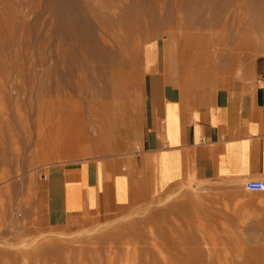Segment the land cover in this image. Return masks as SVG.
Masks as SVG:
<instances>
[{
    "label": "rangeland",
    "instance_id": "obj_1",
    "mask_svg": "<svg viewBox=\"0 0 264 264\" xmlns=\"http://www.w3.org/2000/svg\"><path fill=\"white\" fill-rule=\"evenodd\" d=\"M144 1L81 2L97 20L80 23L88 43L71 71L62 38L46 32L58 25L48 0H0V264H264V192L186 181L130 206L61 212L53 170L135 156L160 117L163 79L202 95L264 56V0H194L202 19L177 4L169 24L127 30Z\"/></svg>",
    "mask_w": 264,
    "mask_h": 264
},
{
    "label": "crops",
    "instance_id": "obj_2",
    "mask_svg": "<svg viewBox=\"0 0 264 264\" xmlns=\"http://www.w3.org/2000/svg\"><path fill=\"white\" fill-rule=\"evenodd\" d=\"M162 82L168 94L160 117L135 156L53 170L51 190L64 216L137 204L152 191L186 181L244 191L247 182L264 180V56L242 81L202 95Z\"/></svg>",
    "mask_w": 264,
    "mask_h": 264
},
{
    "label": "bare ground",
    "instance_id": "obj_3",
    "mask_svg": "<svg viewBox=\"0 0 264 264\" xmlns=\"http://www.w3.org/2000/svg\"><path fill=\"white\" fill-rule=\"evenodd\" d=\"M69 1L71 3L70 2L67 3L68 2L67 0H48V7H49V9H51L55 13L56 22L58 25L55 29H53L52 26H50V27L48 26L49 28H48V31H46V32H48V38L49 39H51L53 36H55V38L58 39V41H59V39L62 38L60 40V45H59L58 61H59V63H65V64L67 63L69 65V68L71 69V71H76V70H80L82 68L84 62L81 60H79V61L73 60L72 58H70V54H74L76 52L81 53L83 51L82 47L85 46L84 44L88 43V39H86L83 35L84 34L83 29H85V28L84 27L82 28L80 23L83 21L84 22H90L92 20L96 21L97 19L95 17V14L93 13V10L91 11L90 9L85 8L86 6L85 7L83 6V3H81V2H83L84 0H69ZM192 1L194 2V0H150V1H144L142 4H140V8L136 9V13L133 15L135 17V21L132 20L133 21L132 23L129 22L125 28L127 30H129L130 27H132L133 24H135L137 22L136 20L141 19V18H149V19L152 18L154 20H158L160 23L165 22V23L169 24L171 22V20H173V18H174L172 12H173V10H175V11L177 10V8H176L177 4H179L178 11H179L180 16L183 19L191 20L195 16H197L199 19H202V17H203L202 13L205 14V9H206L205 6H204L205 9L203 12H201V13L198 11L193 12L191 9V6L193 4ZM40 2L42 3V1H40ZM85 4H86V2H85ZM39 5H40V3H39ZM150 6L154 7V8L149 9ZM163 7H165V8H163ZM199 7H200V5H199ZM36 9H38V8H36ZM41 12H42V10H41ZM253 14H254V17L256 15V17L261 18V16L258 15L256 11L253 12ZM45 15H46V13H45ZM262 15L264 16V14H262ZM38 17H39V15H38ZM123 17H125L124 13L120 14L118 17V21L121 22V24H123V21H124ZM51 20L49 21L50 23H51ZM38 24H39V22H38ZM41 24H43V23H41ZM125 24H123V25L125 26ZM101 26H103V25H101ZM103 30H105L104 26H103ZM85 32H86V30H85ZM86 34H85V36H86ZM58 41H57V43H58ZM82 53L84 54L85 50ZM89 53L91 54V52H89ZM14 67H16V65ZM113 71L115 73H117L115 69ZM113 71H111V72H113ZM110 75L113 77V75L111 73H110ZM117 75H118L119 79L123 78V75H122V78L120 76L121 74L117 73ZM115 76L116 75H114V78H115ZM81 77H82V74H81ZM81 77L78 80V83L80 86H82V84L80 83ZM82 81H83V79H82ZM43 90H44V88H42L41 91H43ZM62 133H64V132L62 131Z\"/></svg>",
    "mask_w": 264,
    "mask_h": 264
},
{
    "label": "built area",
    "instance_id": "obj_4",
    "mask_svg": "<svg viewBox=\"0 0 264 264\" xmlns=\"http://www.w3.org/2000/svg\"><path fill=\"white\" fill-rule=\"evenodd\" d=\"M245 189L249 192H264V180L249 181L246 183Z\"/></svg>",
    "mask_w": 264,
    "mask_h": 264
}]
</instances>
